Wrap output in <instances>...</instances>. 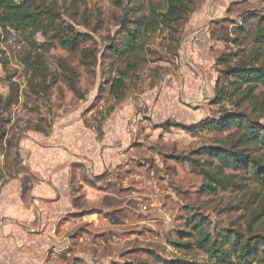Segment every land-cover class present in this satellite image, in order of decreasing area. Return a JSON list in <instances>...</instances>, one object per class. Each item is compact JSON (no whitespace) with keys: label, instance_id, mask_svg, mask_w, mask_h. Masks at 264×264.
I'll list each match as a JSON object with an SVG mask.
<instances>
[{"label":"rangeland","instance_id":"1","mask_svg":"<svg viewBox=\"0 0 264 264\" xmlns=\"http://www.w3.org/2000/svg\"><path fill=\"white\" fill-rule=\"evenodd\" d=\"M45 1L60 28L71 25L85 40L73 51L36 35L52 43L45 90L42 79L31 83L25 35L3 40L0 27V94L19 88L0 110V205L22 207L0 212V264H240L211 258L197 245L199 231L264 236L258 185L227 168L233 185L208 191L201 172L175 156L230 144L235 131L213 125L234 112L264 122L263 87L253 102L214 101L217 79L227 84L222 55L232 65L264 59L251 39L235 43L242 36L233 29L264 16V0H195L186 23L151 30L139 47H128L123 24L149 19L151 0ZM61 60L75 70L79 94ZM202 120L195 132L176 126Z\"/></svg>","mask_w":264,"mask_h":264},{"label":"trees","instance_id":"2","mask_svg":"<svg viewBox=\"0 0 264 264\" xmlns=\"http://www.w3.org/2000/svg\"><path fill=\"white\" fill-rule=\"evenodd\" d=\"M152 15L149 19L146 16H138L134 24H123L127 32V42L134 47L142 45V39L151 30L160 26L174 27L175 23H186L189 15L193 12L195 0H151ZM157 3L162 9H157ZM123 4V0L120 5ZM61 16L54 4L45 0H0V27L3 30L1 39L13 38V33L25 35L29 46V53L25 63L31 72V83L42 79L38 87L48 89L47 81L49 66L45 53L51 48L52 43H40L36 39L38 33L58 41L62 46L77 51L81 48L85 35L77 31L73 26L60 28L58 19ZM130 21V20H129ZM128 21V22H129ZM127 22V23H128ZM240 33L241 38L234 40L238 45H244L251 39L254 49L264 47V16L252 14L244 20L239 27L233 28ZM53 32V34H51ZM214 36V32H213ZM231 39V38H229ZM246 45V44H245ZM43 48V50H42ZM124 49L122 54L126 52ZM129 50V49H128ZM117 52L120 50L116 49ZM85 61L90 55L88 49L82 50ZM96 54L93 56L95 57ZM231 54L222 55L217 63L227 64L221 69L222 77L227 84H220V78L215 85V102H222L226 99L235 100V103L253 102L257 97V91L264 88V59L261 64L229 63ZM92 64V62H88ZM61 69L64 71L70 88L80 93L78 83L75 79V70L64 60H61ZM233 78V80H231ZM35 85V87L37 86ZM124 87V77L114 81L111 85L113 94L119 93ZM17 84H13L12 92L7 96L0 94V110L10 106L15 97L19 95ZM204 120L192 126H185L177 123L176 126L186 130L196 131L198 126H205ZM221 131L234 130V137L230 144H223L218 147L202 146L189 155H176L179 161H190L196 169L209 181L206 188L209 191H217L219 188L228 189L233 185V177L226 175L224 170L232 168L241 173L244 181H252L258 185V194L264 199V122L254 119L245 112H234L231 115L220 118L213 125ZM166 129L167 126H165ZM205 155V160L200 159ZM242 185V184H241ZM263 210V208L261 209ZM261 211L257 214H259ZM256 216V217H257ZM193 226L199 230L200 222L194 221ZM197 245L207 252L211 258L220 262L232 261L235 259L240 264H264V236L257 235L248 237L240 231H226L212 237L209 232L199 231Z\"/></svg>","mask_w":264,"mask_h":264},{"label":"crops","instance_id":"3","mask_svg":"<svg viewBox=\"0 0 264 264\" xmlns=\"http://www.w3.org/2000/svg\"><path fill=\"white\" fill-rule=\"evenodd\" d=\"M18 206H19V207H18ZM18 208H19L20 210L22 209L21 204H19V203H15V204L13 203V206L10 205V206H7V207H6V204L1 203V205H0V212H1V213H4L2 217H7V216H6L7 213L11 214V213H13L14 211H16ZM24 211H25V210H24ZM9 214H8V215H9ZM0 251H1V250H0ZM2 258H3V260H6V256H5V255L2 256Z\"/></svg>","mask_w":264,"mask_h":264}]
</instances>
